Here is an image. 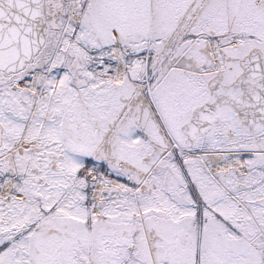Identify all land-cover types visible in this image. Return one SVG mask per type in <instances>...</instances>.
<instances>
[{
	"label": "snow or ice",
	"instance_id": "snow-or-ice-1",
	"mask_svg": "<svg viewBox=\"0 0 264 264\" xmlns=\"http://www.w3.org/2000/svg\"><path fill=\"white\" fill-rule=\"evenodd\" d=\"M0 264H264V0H0Z\"/></svg>",
	"mask_w": 264,
	"mask_h": 264
}]
</instances>
